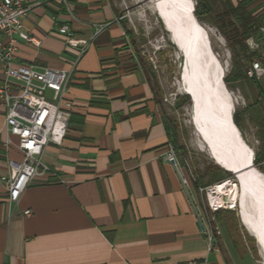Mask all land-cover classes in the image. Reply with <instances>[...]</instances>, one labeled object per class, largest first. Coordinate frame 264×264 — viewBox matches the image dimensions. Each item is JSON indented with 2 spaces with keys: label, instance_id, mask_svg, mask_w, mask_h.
Wrapping results in <instances>:
<instances>
[{
  "label": "crops",
  "instance_id": "1",
  "mask_svg": "<svg viewBox=\"0 0 264 264\" xmlns=\"http://www.w3.org/2000/svg\"><path fill=\"white\" fill-rule=\"evenodd\" d=\"M38 1L24 26L41 45L18 40L17 62L70 69L75 52L55 31L63 23L90 44L66 86L65 136L45 146L48 170L17 203L7 201L2 177L22 153L0 107V264H247L250 251L224 247L219 229L212 243L199 231L200 186L178 154L176 164L167 159L168 123L117 8L110 0ZM231 2L264 21V0Z\"/></svg>",
  "mask_w": 264,
  "mask_h": 264
},
{
  "label": "rangeland",
  "instance_id": "2",
  "mask_svg": "<svg viewBox=\"0 0 264 264\" xmlns=\"http://www.w3.org/2000/svg\"><path fill=\"white\" fill-rule=\"evenodd\" d=\"M110 1L121 16L129 49L142 65L160 102L161 113L170 130V145L192 174L193 180L203 188L202 192L198 188L197 195L198 202L204 210L201 212L203 219L209 221L213 230L217 226L224 239V247L233 241L237 248L244 247L246 251H250L252 258L247 257V264H263L259 247L241 224L238 208L229 203L227 195L220 196L225 203L219 201L211 203L212 206L222 209L217 213L212 212L210 205L207 204L206 191L208 190V196L211 189L227 178H222L221 168L211 158L202 133L197 128L195 108L194 105L191 108L189 91L182 83L181 71L185 63L184 58L179 54L168 31L164 28L155 11L153 0ZM196 1L193 0L194 7ZM230 4V0H206L207 11L199 22L208 32L211 48L218 62L225 68L224 76L234 70V75L230 76V82L224 83L234 99L233 113L237 110L241 116L240 128L237 127L242 140L254 157L255 153L264 150V88L257 79H248L244 75L245 67L251 60L247 56L250 48L242 50L236 40L244 37L242 32L245 25H257L258 28L264 21L261 20L258 23L255 21L257 24H252L248 17L251 14L246 10L247 3L242 4L243 10L238 9L235 12L246 16L242 21L232 15L217 17L219 13L227 12ZM245 21L247 23L244 24ZM255 28L248 38H259ZM248 38H244L246 44ZM236 70L239 72L238 76H235ZM255 167L264 172V161L259 162ZM228 178L234 179V176L230 175ZM214 196L219 197L216 193ZM219 230L215 231L219 233ZM256 249H259L260 257Z\"/></svg>",
  "mask_w": 264,
  "mask_h": 264
},
{
  "label": "built area",
  "instance_id": "3",
  "mask_svg": "<svg viewBox=\"0 0 264 264\" xmlns=\"http://www.w3.org/2000/svg\"><path fill=\"white\" fill-rule=\"evenodd\" d=\"M66 5L67 0H60ZM39 4L38 0H0V71L3 78L0 83V107L4 111L6 129L18 138L17 147L22 159L8 160L9 173L2 179L9 203H17L39 173L48 170L42 162V153L50 142L61 143L66 133L67 121L72 103L65 98V90L70 73L79 58L87 51L90 42L76 38L68 24L55 28L56 33L64 34V45L75 52L70 69L42 67L34 63L17 62L15 53L18 40L39 47L40 41L31 35L24 26L25 16ZM258 39L248 38L247 44L257 56L248 61L245 75L257 79L264 88V23L259 26ZM10 139L6 140V143ZM167 159L176 164L175 151L171 145L167 150ZM186 184V180H184ZM215 185V184H214ZM200 192L203 188L199 187ZM208 191V190H207ZM212 212L221 208L212 206ZM199 231H209L212 243L210 223L203 219L201 211L193 206ZM26 215L31 211L24 210ZM214 230H218L217 226Z\"/></svg>",
  "mask_w": 264,
  "mask_h": 264
},
{
  "label": "bare ground",
  "instance_id": "4",
  "mask_svg": "<svg viewBox=\"0 0 264 264\" xmlns=\"http://www.w3.org/2000/svg\"><path fill=\"white\" fill-rule=\"evenodd\" d=\"M153 2L156 13L168 29L171 41L176 44L179 54L184 58L182 83L189 91L192 107L194 105L195 108L196 125L202 133L211 158L229 172L249 165L238 176V180L222 181L211 189L208 198L211 203H225L220 196L227 195L229 203L237 206L240 222L255 240L264 264V173L255 167L253 155L242 137L245 152L234 163L226 159L218 147L226 145V135L220 130L224 119L240 135L237 125L233 119V123L230 120L235 105L223 81L225 68L218 62L211 48L206 28L193 14V0H164L158 4L159 10L156 9L155 0ZM187 15L188 22L193 24V30L200 35L199 42L193 40L191 31L185 25ZM214 193L219 197L214 196Z\"/></svg>",
  "mask_w": 264,
  "mask_h": 264
},
{
  "label": "trees",
  "instance_id": "5",
  "mask_svg": "<svg viewBox=\"0 0 264 264\" xmlns=\"http://www.w3.org/2000/svg\"><path fill=\"white\" fill-rule=\"evenodd\" d=\"M230 2H231V0H230ZM242 4H243L242 2H237V5L236 6H233V4L231 2L229 10L227 12L224 11V12H221V14L220 13L217 14V17H220V15H232V16H235L237 20H240V21L244 20V17H246L245 15L242 16L240 14L235 13V12L238 11V9L240 11L244 9V7L242 6ZM206 11H207L206 10V0H197L196 1V4H195V7H194V10H193V14L197 18L198 21L202 19V16L206 13ZM248 17H250V19L252 21V24H257L258 22L261 21V19L258 18V17H255L254 18L251 15H249ZM245 23H247V22L245 21L244 24ZM253 26L252 25H245L244 32H242V35L244 37L236 40V43L241 47L242 50L243 49L245 50V49L248 48V46L246 44V40H244V38H248L253 33L255 27H256L255 29H257V31L259 29V26H258V28H257V25H253ZM247 56H249L250 59L255 58L257 56L256 51L249 50V52L247 53ZM238 73L239 72L236 70V74L237 75H235V76H238L239 75ZM233 75H234V70L231 71V72H229L228 75L224 76L223 77V81L224 82H227V83L230 82V76H233ZM244 75H245V72H244ZM237 79H239V77H237ZM248 79H250V78H248ZM232 119H233L234 123L240 128V125H241V116H240V113L237 110H235L234 113L232 114ZM169 133H170V131H169ZM262 161H264V150L263 151H260L259 153H255V155L253 157V163H254L255 166L257 164H259V162H262ZM220 170H221V173L223 175L222 178L223 177L228 178V176L232 175L231 172L226 171V170H224L222 168ZM221 210L222 209L217 210L215 212L217 213V212H219Z\"/></svg>",
  "mask_w": 264,
  "mask_h": 264
},
{
  "label": "water",
  "instance_id": "6",
  "mask_svg": "<svg viewBox=\"0 0 264 264\" xmlns=\"http://www.w3.org/2000/svg\"><path fill=\"white\" fill-rule=\"evenodd\" d=\"M154 1V0H153ZM164 0H155L156 2V9L159 10L158 8V4L163 2ZM154 3V2H153ZM159 13V12H158ZM160 15V13H159ZM185 21H186V27L191 31L192 35H193V40L194 41H200L199 38H200V35H197V33L193 30V24L192 22H188L189 21V15L185 16ZM164 23V22H163ZM165 28V27H164ZM167 31L168 29L165 28ZM198 37V40H196ZM171 39V37H170ZM201 39V38H200ZM176 45V44H175ZM191 108H192V101H191ZM231 122H232V118H230ZM233 123V122H232ZM221 132L223 134L226 135V145H220L218 147H220V151L223 153V155H225L226 159H228L230 162H235L236 160H238L240 158V156L245 152L244 151V145L242 143V140H241V136L239 135V132L236 131L234 129V127H232L228 121H226V119H224V122H222L221 124ZM252 164V163H251ZM249 165H246L244 167H240V168H235L233 169L232 171H230L232 173V175L234 176V179H231V178H227L226 180L230 181L231 180H238V176L240 174H242L245 170V168H247ZM220 167L226 171H229L227 170L226 168H224V166L222 164H220ZM225 180V181H226Z\"/></svg>",
  "mask_w": 264,
  "mask_h": 264
},
{
  "label": "flooded vegetation",
  "instance_id": "7",
  "mask_svg": "<svg viewBox=\"0 0 264 264\" xmlns=\"http://www.w3.org/2000/svg\"><path fill=\"white\" fill-rule=\"evenodd\" d=\"M256 251H257L258 256L260 257L259 249H258V250L256 249ZM261 258H262V257H261ZM253 259H254V258H253ZM255 261H257V260H255ZM259 263H261V261H260ZM261 264H262V263H261Z\"/></svg>",
  "mask_w": 264,
  "mask_h": 264
}]
</instances>
